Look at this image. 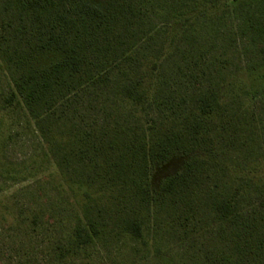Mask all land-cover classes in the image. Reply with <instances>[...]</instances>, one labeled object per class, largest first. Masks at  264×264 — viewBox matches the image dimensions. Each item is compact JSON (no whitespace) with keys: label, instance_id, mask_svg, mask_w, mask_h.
<instances>
[{"label":"trees","instance_id":"obj_1","mask_svg":"<svg viewBox=\"0 0 264 264\" xmlns=\"http://www.w3.org/2000/svg\"><path fill=\"white\" fill-rule=\"evenodd\" d=\"M239 1H185L162 25L156 49L149 47L152 37L128 34L136 11L165 14L157 5L151 9L150 0H5L24 20L20 30L38 33L16 50L19 74L6 105L24 106L58 185L69 190L77 209L71 229L48 241L53 264H90L84 252L107 245L113 234L108 217L123 203L130 212L125 231L136 239L147 230L143 217L168 204L187 222L203 214L219 234L227 233L230 264H243L255 245L264 247V157L240 159L226 148L245 120L229 113L228 97L212 93L198 96L185 113L168 114L162 107L166 39L174 40L196 15ZM251 1L259 8L256 30L264 41V0ZM45 54L54 56L48 64L39 61ZM9 56L0 55L11 71ZM83 91L106 93L111 101L99 125L81 129L71 122L78 108L74 98ZM175 155L186 157L184 164L155 187L154 172ZM1 212L0 222L17 213L7 207ZM29 221L19 215L16 223Z\"/></svg>","mask_w":264,"mask_h":264},{"label":"rangeland","instance_id":"obj_2","mask_svg":"<svg viewBox=\"0 0 264 264\" xmlns=\"http://www.w3.org/2000/svg\"><path fill=\"white\" fill-rule=\"evenodd\" d=\"M154 1L150 0V8L157 5L165 14L136 11L128 34L137 40L145 35L152 37L149 47L157 49L162 25L169 21L170 12L187 0ZM258 11L254 1L240 0L230 8L196 15L174 40L166 39L169 52L162 69L166 81L162 107L168 114L185 113L202 94L228 97L229 113L245 120L238 134L226 141L227 152L240 159L264 157V78L258 79L264 75V41L256 30L260 25ZM23 21L16 8L0 0V55H12L14 65L9 71L0 57V213L4 207L17 212L14 218L6 219L8 222H0V264H53L55 254L47 245L71 229L77 221V209L69 190L58 185L46 145L24 106L17 102L10 107L5 102L13 77L19 74L15 72L19 67L16 50L21 51L38 36L35 30L21 31ZM172 32L169 29L168 33ZM53 59V55L45 54L39 61L48 64ZM74 99L78 108L73 114L76 120L71 123L81 129L99 125L111 101L106 93L89 91L80 92ZM185 160L186 157L175 155L159 167L152 177L154 186L176 173ZM79 169L72 174L80 173ZM160 205L158 212L143 217L147 230L143 239H136L125 231L124 220L130 212L128 205L121 204L118 213L108 217L113 225L109 242L102 248L86 250L87 261L230 264L231 241L227 233L219 234L216 226L206 221V215L197 216L196 222H187L180 212H171L168 204ZM260 209L264 212V203ZM19 215L22 219L28 216L30 224L18 226ZM247 250L243 264H258L259 259L264 264V247L255 245Z\"/></svg>","mask_w":264,"mask_h":264}]
</instances>
